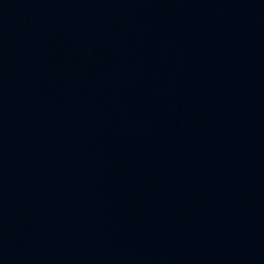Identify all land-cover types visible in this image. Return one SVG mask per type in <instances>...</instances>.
Returning <instances> with one entry per match:
<instances>
[{
	"label": "water",
	"instance_id": "1",
	"mask_svg": "<svg viewBox=\"0 0 264 264\" xmlns=\"http://www.w3.org/2000/svg\"><path fill=\"white\" fill-rule=\"evenodd\" d=\"M0 264H264V0H0Z\"/></svg>",
	"mask_w": 264,
	"mask_h": 264
}]
</instances>
